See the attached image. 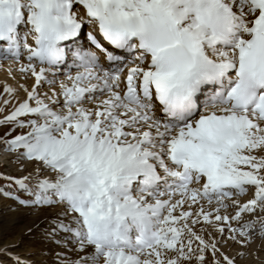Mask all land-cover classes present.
Here are the masks:
<instances>
[{"label": "snow or ice", "instance_id": "1", "mask_svg": "<svg viewBox=\"0 0 264 264\" xmlns=\"http://www.w3.org/2000/svg\"><path fill=\"white\" fill-rule=\"evenodd\" d=\"M5 64L0 196L49 226L0 264L259 259L264 0H0Z\"/></svg>", "mask_w": 264, "mask_h": 264}, {"label": "rangeland", "instance_id": "2", "mask_svg": "<svg viewBox=\"0 0 264 264\" xmlns=\"http://www.w3.org/2000/svg\"><path fill=\"white\" fill-rule=\"evenodd\" d=\"M6 67L7 65L4 68H0V80L2 79V82L0 81V90H2L4 81H12L5 71ZM3 131L0 128V134ZM18 167L17 164L11 162L7 154L0 153V173L12 176L23 175V173L18 171ZM4 185L5 181L0 180V187ZM45 216V213H34L29 209L17 205L14 201L0 196V248H3L5 245H17V247L11 248L10 251L24 254L33 247H40L46 244V242L41 240L43 230L49 226ZM259 245L260 241H257L249 251L257 249ZM263 249L261 248L258 252L259 259L250 256L247 264H261V261H264ZM31 258L37 260L42 258L50 259V257L39 256ZM5 264H10V262L5 261ZM241 264H244V262H241Z\"/></svg>", "mask_w": 264, "mask_h": 264}, {"label": "bare ground", "instance_id": "3", "mask_svg": "<svg viewBox=\"0 0 264 264\" xmlns=\"http://www.w3.org/2000/svg\"><path fill=\"white\" fill-rule=\"evenodd\" d=\"M6 65V64H5ZM6 74V73H5ZM6 78V77H5ZM1 82H2V79L0 80ZM9 84H13V85H15V81L14 80H12L11 82H10V80L9 81H7ZM264 250V249H263Z\"/></svg>", "mask_w": 264, "mask_h": 264}]
</instances>
